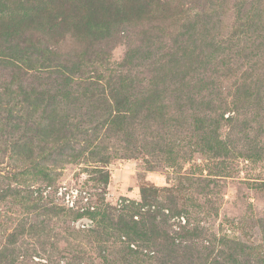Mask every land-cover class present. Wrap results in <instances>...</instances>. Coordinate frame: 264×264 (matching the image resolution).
<instances>
[{
  "label": "rangeland",
  "instance_id": "obj_1",
  "mask_svg": "<svg viewBox=\"0 0 264 264\" xmlns=\"http://www.w3.org/2000/svg\"><path fill=\"white\" fill-rule=\"evenodd\" d=\"M174 1L89 0V6L85 5L86 0H53L57 22L50 26L44 16L27 25L29 20L22 12L29 6L27 0H0V25L3 22L14 24L15 31L24 33L29 39L47 43L49 49L75 54L91 44L88 40L78 38L86 11H92L93 21L101 29L100 33L95 32L96 29L93 33L95 57L87 60L88 57L84 58L82 55L84 49L81 50L75 57L80 59L73 66L76 69L70 71L74 70L76 74L78 72L82 77L94 81L99 79L100 82L123 79L127 82L125 96L131 95L138 97V101H147L151 98L150 93L167 98V94L171 93L180 79V75L178 77L175 74L162 78L156 66L152 67L153 71L157 70L154 77L151 75L154 72L147 71L151 66L143 61L146 54L166 58L162 56L159 41H154L155 37L179 31V25H183L182 20L188 17L189 12L220 18L226 28L230 27L233 19L236 20L232 5L238 0H183L181 10L173 6ZM37 10L35 4L34 11ZM39 12L44 14V6ZM45 14L51 17L48 9ZM61 16L63 21H60ZM229 27L222 28V31L226 29L227 32L222 55L225 60L229 59V72L227 76L217 72L218 75L209 80L212 81L211 87L213 82L215 85L211 92L216 96H213V101L208 98L204 99V103H201L203 99L196 101L198 108L202 109L201 113L210 105L230 100L236 107L234 118L229 122L222 121L216 131L217 139L226 141L228 151L225 155L218 157L208 151L210 142L207 139L200 140L201 132L194 131L196 124L192 125V119L184 123L177 116L171 115L170 123L165 120L168 124L157 127L165 138L162 142L167 144L164 150L154 152L152 146L155 145L152 143L135 145L138 157H124L125 143L122 137L108 131L95 118V101L91 102L90 107L87 101L78 100L79 104L76 105L69 104L63 98H58L57 106L72 110L68 112L78 117L82 112L89 114L84 116L85 120H92L85 125L87 132L74 139L65 138L63 142L58 140V134L49 136V141L53 140L52 144L56 140L58 144H62V151L44 149L42 152L31 145L32 151L16 146L17 149L0 152V192H11V195L0 199V246L9 245L15 251V264H49L47 260L50 257L59 259V264H77L73 258L75 250L84 252L85 260L81 264L103 263L93 245L101 238L97 237L95 241L92 234L84 228L91 226L92 222L87 225L81 221L83 217L76 219L74 214L68 212L76 210L65 207L62 201L58 202L54 198L44 200L42 197L40 200L45 204L24 200V192H32L33 197H36L46 188H50L48 192L55 196L58 186H65L67 189L76 187L79 191L87 192L89 205L93 209L89 208L82 215L88 220L91 219L89 214L111 211L112 207L117 212L119 210L124 213L125 220H128L131 212L127 206L132 204L142 205L143 208L140 209L143 211L158 213L156 224L159 225V236L174 237L177 245L182 244H179L178 251L173 255L157 244L164 237L147 245L157 258L169 256L170 259L174 256L178 257L177 264H187L190 260L192 264H201L199 253L205 256L208 250H212L213 255L222 254L223 264H231L225 253L238 246L236 264H256L255 260L264 246V45H261L264 43V27H259L257 36L250 30H243L241 35L235 34ZM173 29L175 31L171 32ZM168 40V43L172 42L171 39ZM195 40V53L199 49L206 51L202 40ZM10 45L7 41H0V55L2 47L8 48ZM187 45L188 43H181L180 50L183 53L185 51L187 57L193 58L195 53L190 55L188 48L191 47ZM23 57L25 58L9 61L11 67L12 64L15 67L35 64L34 67L40 66L37 57ZM186 69L189 70L188 67ZM79 80L75 79V82L82 83ZM190 85L189 90L193 88ZM74 88L76 90L75 84ZM4 100H9V97L0 96V128L3 125L4 111L1 106ZM14 100H9L14 114L23 113V109L19 107L22 104L17 108ZM171 103L174 104L172 101ZM38 108L41 109L39 104L26 108L23 114L27 111L29 113L27 118L22 119L28 120L27 125L31 127L29 131L41 129L36 133L41 136L48 133L44 128L48 122L41 117L42 113ZM52 109L53 106L49 110ZM230 115L233 112L224 111L225 118ZM212 116L214 118V114L210 115ZM199 118L202 119L201 116ZM98 122L101 128L94 130ZM145 134L148 140L142 142L147 143L151 140L150 129L147 128ZM37 140L38 144H42L40 138L35 141ZM95 145L99 148L95 149ZM142 154L146 158V154H150L161 166L150 167L140 157ZM144 188L147 189L146 192L155 189V196L147 200L150 202L143 203L141 200ZM177 209L185 212L180 215L171 213ZM137 217L139 215L133 216ZM21 222L33 226L26 228L30 233L14 237L16 240L12 237L10 244L5 243L7 234L14 233ZM185 222L189 227L200 228L201 233L197 237L188 239L206 246V250H194V253L184 246L180 231ZM82 223L87 226H81ZM100 236L107 242L106 255H110L112 248L119 242L118 231L111 227ZM136 264L145 262L141 263L139 260Z\"/></svg>",
  "mask_w": 264,
  "mask_h": 264
},
{
  "label": "trees",
  "instance_id": "obj_2",
  "mask_svg": "<svg viewBox=\"0 0 264 264\" xmlns=\"http://www.w3.org/2000/svg\"><path fill=\"white\" fill-rule=\"evenodd\" d=\"M27 1L29 6L22 11L24 17H27L29 20L27 25H31L36 18L41 19L43 16L47 18V22L50 26L56 24L57 16L52 6L53 0H37L36 3H34V0ZM156 1L158 3L164 2V0H161V2L160 0ZM182 3L183 0H175L173 6L176 8L179 7V10H181ZM35 4H37L38 12L34 11ZM86 4L91 6L89 0H86L85 5ZM43 6L44 14L39 12ZM232 6L235 8L236 20H232V24H230V27L228 26L229 29H233L235 34L238 33L240 35L243 30H250L257 36L259 27L261 29L264 27V0H238L236 4ZM45 8L51 12V17L45 14ZM85 14V22L83 20L80 24L82 31L78 39L88 40L89 43H91L89 46L85 47V49L83 48L84 53H82L83 57H88L87 60H89L95 57V49L93 48L95 37L93 33L95 29V32L100 33L101 29L99 27L97 28V25H95V20L93 21L94 13L92 11H86ZM187 16L188 17L182 20L183 25H179V31L173 34L166 32L154 38V41H159V45L162 46V56L166 58L155 56V54H146L143 59V61H147V64H150L151 67L147 71L150 73L154 72L151 74L152 77H154L157 70L162 78H168L172 74L178 75V77L180 75V81L178 80L176 87L174 86L171 93L169 92V95L167 94V98H160L150 93L149 97L151 98L147 101H138V99H136L138 97H133L131 95L125 96L124 92L127 82L123 79L119 81L105 80L104 82H100L99 79H95L94 81L82 77L78 72L76 74L74 70L70 71V69H76L73 66L75 62H79L80 59L75 57L83 49L77 51L75 54L73 53L74 55L71 54V52H58L49 49L47 43L45 44L37 39H29L24 33L15 31L14 24L8 25L4 24V22L1 23L0 41H7L11 43V45L8 48L5 46L2 47L3 52H1L2 54L0 55V70H2L0 71V79H2L0 80V96H7L9 100L15 99L14 105L18 108V105L21 103L22 105L19 107L23 109L24 112L26 108H33L39 104L41 109H38L41 110V117L43 116V119L48 122L44 126V128L48 130V133L39 136L36 133L41 129L29 131L31 127L27 125L28 120L22 119V117L28 115L29 111L25 114H23L24 112L18 115L14 114L13 107L10 106L9 100H4L1 106L4 115L2 117L3 125L2 128H0V152L5 153L8 149L14 150L17 148L32 151L31 145H35L36 149L42 152L44 149L62 151V144H58L57 140L55 144H52L51 142L53 140L49 141V136L52 137L54 134H58V140L63 142L65 138L68 140L74 139L84 132H87L85 125L89 124V121H92L90 119H84L87 112H82L80 117L74 113L72 115L71 112H68L70 109H64L56 105L58 98H63V100L68 101L69 104L76 105L79 104L78 100H84L89 103L90 107L91 102L95 101V118L100 121L102 126L105 125L108 131H113L116 135L122 137L125 143L123 150L124 157H138L135 152V145H150L149 143H152L155 145V147L152 146L154 152L164 150L167 144L162 142L165 138L161 136V132L157 130V127L162 124H168L165 120L170 123L169 120H171V115L174 117L177 116L179 121L184 123H188L192 119L194 121L192 125L196 124L194 131L199 130V132H201L200 140L207 139L210 142L208 151L218 157L225 155L228 151L226 141L217 139L216 131L220 128L222 121L229 122L234 118L236 107H234L231 100L229 102H219L217 104H213L212 102L211 104L213 105H210L207 109H203L204 112L201 113L202 109L198 108L196 101L198 99H203L201 103H204V99L207 98L213 101V96L215 95L211 94V92L215 89V85L213 82V87H211L210 83L212 84V81L209 80L214 78L215 75H218L217 72L224 73L226 76L229 72V59L225 60L222 55L224 52L223 45L225 44L224 38L227 36L225 34H227L226 29H228V27L226 28V25L220 18L215 19L212 16L193 15L190 12ZM63 20L64 18L61 16L60 21ZM222 28L226 29L222 31ZM174 31L173 29L171 32ZM199 32L201 33L198 34ZM195 38L202 40L201 43L204 45L206 51L199 49L197 54L195 53V43H193L196 42ZM168 39H171L172 42L168 43ZM181 43H188L187 46L191 47L188 48L190 51L189 54L192 55L195 53L193 58L187 57L185 51L183 53V51L180 50L182 48ZM261 45H264V43ZM179 51H181V53H179ZM23 56L37 57L40 66L34 67L36 66L35 64L34 66L19 65L20 67H15V65L12 64L11 67L9 61H16L20 57L22 59L25 58ZM41 58H43V60H41ZM218 58L220 59L218 60ZM168 63L170 65H168ZM154 66H156V71H153L152 67ZM187 67L189 70L186 69ZM75 79H80L79 81H82V83H76ZM140 84H142V82ZM188 85L193 88L189 90ZM107 87L109 89H107ZM187 87L188 89H186ZM106 93L108 95H106ZM216 93H219V91ZM171 101L174 103L173 105ZM222 104H224V106H222ZM52 106L53 109L49 110ZM226 110L233 112V115L225 118L223 115ZM211 114H214L215 119L213 116L210 117ZM199 116H201L202 119H200ZM207 122L211 123L208 124ZM100 123L98 122L94 130L101 128L99 127ZM147 128L151 131V140L145 143L142 141L148 140L145 134ZM35 137H39L42 140V144H38V140L37 142L35 140L39 138ZM97 148L99 147L95 145V149ZM146 155L148 156L147 158L144 154L140 157L150 167L161 166L157 164L158 161L150 154ZM103 165L102 163L101 166L103 167ZM103 180L105 179L103 178ZM142 191L141 200L143 203L150 202L147 200L155 196V189H152L151 192H146L147 189L144 188ZM10 193L11 192H0V199L11 195ZM23 195L24 200L29 202L37 201L45 204L44 201L40 200L43 199L41 193L36 195V197H33L32 192H24ZM46 199L48 198L46 197ZM141 206L133 204L127 206L128 211L131 212L128 220H125L124 213H120L119 210L117 212L114 207L111 208V211H97L93 215L89 214L92 225L84 228L92 234L95 241L97 237L101 238V240H97L96 244L93 245L102 258V264H136L139 260L141 263L145 262V264H173V262L177 264L176 260L178 257L172 256L170 259L169 256H167V258H157L155 252L148 248L147 245L155 243L164 237V239L162 238L163 241L157 242V244L159 247L162 246L164 249L170 251L169 254L173 255L175 251H178L179 244H182V242L177 245L174 237L159 236V225L156 224V214L158 213L143 211L140 209L143 208ZM60 209L64 210L63 208ZM68 212L74 214L76 219L86 217L76 211ZM183 212H185L183 209H177L173 210L171 213L180 215V213ZM134 215H139V217L133 218ZM30 227L32 228L33 226L21 222L20 227L17 228L14 233L11 232L7 234L5 243H9L12 237L21 236L23 233H30V230L27 232L26 229H30ZM111 227L118 231L119 242L112 248L110 255H106L107 242L104 237L100 235ZM181 228L182 231H180V235L183 237V244L187 249L194 252V250L201 251L206 247L192 242V239H188L192 236L197 237L198 234L201 233L200 228L196 226L189 227L187 222H185ZM14 239L16 240V238ZM8 247L9 245L4 244L0 246V264H15L13 260L15 251L13 252V249ZM237 248L238 246L225 253L229 257L231 264H236V258L238 256ZM151 251L153 253H151ZM207 252L205 256L199 253L202 259L201 264H223L221 253V255H213L214 253H212V250H208ZM83 253V251L75 250L73 258L77 264H81L83 260H85ZM194 253L192 255H195ZM47 261L49 264H59V259L55 257H50ZM255 262L256 264H264V246ZM187 264H192V260Z\"/></svg>",
  "mask_w": 264,
  "mask_h": 264
},
{
  "label": "built area",
  "instance_id": "obj_3",
  "mask_svg": "<svg viewBox=\"0 0 264 264\" xmlns=\"http://www.w3.org/2000/svg\"><path fill=\"white\" fill-rule=\"evenodd\" d=\"M50 188L44 189L41 193L44 198L52 197L56 201H62L63 205L67 208L74 209L76 212L84 214L86 210L93 209L88 202V194L87 192L79 191L76 187L67 189L65 186H58L54 195L52 192H48ZM49 193V194H48ZM81 226H87L86 224H80Z\"/></svg>",
  "mask_w": 264,
  "mask_h": 264
},
{
  "label": "water",
  "instance_id": "obj_4",
  "mask_svg": "<svg viewBox=\"0 0 264 264\" xmlns=\"http://www.w3.org/2000/svg\"><path fill=\"white\" fill-rule=\"evenodd\" d=\"M81 221H83V222H86L87 223V225H90L91 224V221L90 220H88L87 218H82V220Z\"/></svg>",
  "mask_w": 264,
  "mask_h": 264
}]
</instances>
